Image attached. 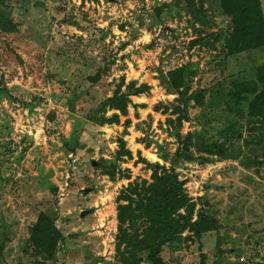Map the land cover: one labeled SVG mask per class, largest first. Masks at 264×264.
<instances>
[{"label": "rangeland", "instance_id": "obj_1", "mask_svg": "<svg viewBox=\"0 0 264 264\" xmlns=\"http://www.w3.org/2000/svg\"><path fill=\"white\" fill-rule=\"evenodd\" d=\"M226 1L0 0V264H148L155 242L165 264H264V117L236 88L261 92L264 45ZM158 178L186 223L165 243Z\"/></svg>", "mask_w": 264, "mask_h": 264}, {"label": "trees", "instance_id": "obj_2", "mask_svg": "<svg viewBox=\"0 0 264 264\" xmlns=\"http://www.w3.org/2000/svg\"><path fill=\"white\" fill-rule=\"evenodd\" d=\"M226 7L225 11L226 13L233 19L234 25H235V35H240L243 37V34H246L247 38H245L246 41L243 43H250V45L244 46V49L248 48H254L259 49L260 47H263L264 45V15H263V9L261 6V0H227L226 1ZM252 26H255L254 30L252 29ZM255 35H259V37L256 38ZM261 37V38H260ZM243 40V39H242ZM241 40V41H242ZM242 43V42H240ZM238 43V44H240ZM237 44V45H238ZM247 47V48H246ZM172 81L173 86L171 88L173 90H176L178 88L183 87L184 81L182 79L180 71H176L172 74ZM257 82L261 84L262 90L260 93H256L254 89L256 90V86L252 87L251 89L247 87L246 85H238L236 88L238 89V93L243 92H249L255 95L254 97V104H252V108L254 112L257 114H260L264 117V66L257 69ZM258 85V84H257ZM72 150L75 147V140L72 142ZM158 180L161 182L160 187L165 186L167 183H171L173 185L172 189L170 191L167 190H157V188L153 191L155 194L152 197V200L150 201V205L153 206V208H149L150 211L152 209L153 216H155V219L158 217L162 221L164 220L166 223L169 224V228L166 232V234L163 235L161 238L160 243H165L166 241L170 242V240L176 239V237L182 233L186 228V223L183 220L184 218L182 216L179 217L178 220H174L170 218L169 213L167 212L166 208L163 206L167 204V202H177L179 205L182 203V196H180V190L181 185L177 183L176 178L174 180L170 179V182L166 180L165 178H158ZM160 200V210L158 211L157 204ZM129 207H122L121 212L119 214V218L121 222L123 223V219L125 218V214L129 211ZM158 211V213H157ZM120 232V243L117 246V257L125 258V254L121 251V242L124 238H121L124 236V231L122 228H119ZM129 240V238L124 239ZM161 244L158 243H150V244H142L139 243L138 245H135L133 248V254L131 255L134 258H137L138 256L145 255L147 263L148 264H165L164 261L161 258Z\"/></svg>", "mask_w": 264, "mask_h": 264}, {"label": "water", "instance_id": "obj_3", "mask_svg": "<svg viewBox=\"0 0 264 264\" xmlns=\"http://www.w3.org/2000/svg\"><path fill=\"white\" fill-rule=\"evenodd\" d=\"M92 165L97 166L98 164L96 162H93ZM70 237H74V236H70Z\"/></svg>", "mask_w": 264, "mask_h": 264}, {"label": "crops", "instance_id": "obj_4", "mask_svg": "<svg viewBox=\"0 0 264 264\" xmlns=\"http://www.w3.org/2000/svg\"><path fill=\"white\" fill-rule=\"evenodd\" d=\"M264 10V9H263Z\"/></svg>", "mask_w": 264, "mask_h": 264}]
</instances>
